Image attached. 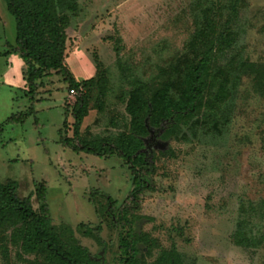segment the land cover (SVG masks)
<instances>
[{
    "label": "rangeland",
    "instance_id": "rangeland-1",
    "mask_svg": "<svg viewBox=\"0 0 264 264\" xmlns=\"http://www.w3.org/2000/svg\"><path fill=\"white\" fill-rule=\"evenodd\" d=\"M70 1L65 62L89 80L82 139L132 133L131 108L146 96L154 115L187 102L202 63L199 111L176 135L156 137L149 186L130 200L123 158L60 141V131L74 136L77 98L57 71L31 86L16 19L0 0V182L15 181L22 197L45 184L53 225H70L100 264H119L123 211L142 239L140 264H264V0ZM32 203L41 205L36 195ZM80 224L100 228L102 242ZM21 233L0 220V264H50L23 249Z\"/></svg>",
    "mask_w": 264,
    "mask_h": 264
},
{
    "label": "trees",
    "instance_id": "trees-1",
    "mask_svg": "<svg viewBox=\"0 0 264 264\" xmlns=\"http://www.w3.org/2000/svg\"><path fill=\"white\" fill-rule=\"evenodd\" d=\"M8 9L16 19V43L25 60L26 76L31 86L38 87V79L50 71L63 75L69 90L80 85L86 86L89 80L77 81L66 62V28L69 20L61 13L71 10L74 5L70 0H6ZM230 23L228 22L227 25ZM213 52V47L209 53ZM202 62H209L210 54ZM140 90H143L140 88ZM191 95L187 102L170 101L158 115L151 113L156 102L149 96L138 99L132 106L133 132L120 138L110 137L97 141H87L80 135V126L85 115L84 94L78 96L72 107L71 115L75 119L74 136L61 134L60 141L74 150H82L100 156L117 154L123 158L132 175L130 200H136L145 187L149 186L148 175L154 170L153 146L159 137L169 139L176 135L183 118L198 113L206 90L204 69L200 63L193 71ZM41 201L35 209L32 197ZM112 203V199L109 198ZM114 216L113 207L108 205ZM120 221H124L118 237V263L140 264L142 239L129 227L130 220L121 212ZM0 220L12 225L22 224V247L27 252L42 251L50 264H100L88 248L75 241L74 230L68 224H61L57 229L52 223V216L46 199L45 184L37 185L34 194L22 197L18 194L17 183L8 180L0 182ZM113 222L115 220L113 219ZM78 231L84 236L100 239V228L93 229L80 224ZM97 231L98 233H94Z\"/></svg>",
    "mask_w": 264,
    "mask_h": 264
},
{
    "label": "built area",
    "instance_id": "built-area-1",
    "mask_svg": "<svg viewBox=\"0 0 264 264\" xmlns=\"http://www.w3.org/2000/svg\"><path fill=\"white\" fill-rule=\"evenodd\" d=\"M83 93H84V86L80 85L77 88L70 89L68 96H69V98L76 99L78 96L82 95Z\"/></svg>",
    "mask_w": 264,
    "mask_h": 264
}]
</instances>
